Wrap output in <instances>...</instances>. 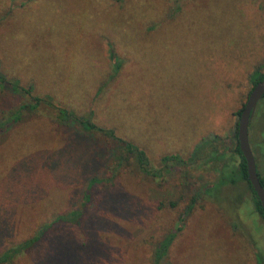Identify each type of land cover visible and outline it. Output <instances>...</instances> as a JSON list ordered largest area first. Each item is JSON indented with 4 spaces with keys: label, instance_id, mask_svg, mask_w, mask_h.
Segmentation results:
<instances>
[{
    "label": "rangeland",
    "instance_id": "obj_1",
    "mask_svg": "<svg viewBox=\"0 0 264 264\" xmlns=\"http://www.w3.org/2000/svg\"><path fill=\"white\" fill-rule=\"evenodd\" d=\"M110 48L123 62L113 80ZM262 63L264 0H0L1 71L80 115L92 110L154 168L164 155L188 158L209 135L222 152L251 91L249 74ZM16 100L2 98L0 110ZM73 133L41 109L0 135V254L31 238L38 221L80 208L87 179L104 181L88 204V221H101L84 231L91 241L66 226V239L44 247V262L31 252L11 264H150L195 193L160 264H260L264 221L247 181L234 170L220 174L226 158L170 166L160 179L128 163L112 173L113 156L98 158L101 138ZM250 139L264 177L263 116L255 115ZM89 161L96 170L84 174Z\"/></svg>",
    "mask_w": 264,
    "mask_h": 264
},
{
    "label": "trees",
    "instance_id": "obj_2",
    "mask_svg": "<svg viewBox=\"0 0 264 264\" xmlns=\"http://www.w3.org/2000/svg\"><path fill=\"white\" fill-rule=\"evenodd\" d=\"M109 59L113 64V70L108 79L113 80L119 73L123 62L116 56L112 48L109 49ZM263 68L264 63L256 66L254 70L249 74L251 90L258 82L264 79V73H262L261 71ZM19 97L21 101L17 104L15 103L16 105L0 110V135H5L14 126L21 123L26 114L37 112L41 109H51L54 111V124L73 131V136L75 138H83L86 136H99L101 138V144L104 148L103 151L101 149L100 153H98V158L106 157L109 154L113 156L114 164L111 167L112 173L117 172L123 165L128 163L133 166L138 172L150 176L154 179H160L163 177L164 169L169 170L172 166L175 165L188 167L194 164L203 156L210 155L212 161L216 164L219 160H224L226 158L225 161L222 162V168L219 171L220 174L223 175L224 170L226 169L229 171L234 170L241 175L243 180L247 181L250 192L252 193L254 211L264 221L263 209L248 181L245 160L239 149L237 139L238 123L235 125L232 137L229 138L230 140L228 144L223 147L224 150L222 152L218 151V145L221 139L216 135H209L202 138L195 145L188 158L183 159L178 154L164 155L160 158L159 164L161 167L154 168L151 166L152 163L149 156L147 155L145 150L140 147V145L131 140L119 137L115 132V127L108 126L106 124H97L94 121V112L92 110L88 111V113L80 115L76 113L74 109L58 105L51 95L40 96L36 94L34 84L29 83L27 85H22L20 83V80L16 78H9L0 69V106L3 105L1 101L2 98H12V100L16 98V101H18ZM243 108L244 105L241 107V109L238 110V117L240 116ZM255 115L257 117H264V96L259 101L256 113L252 116L248 128L249 142L253 155L255 154L251 145L250 133L252 131L253 119ZM254 158L256 157L254 156ZM95 163L89 161L90 166L84 171V174L96 170ZM255 163L257 169L256 159ZM257 174L260 183L264 188V177L263 175H261L258 169ZM102 182L104 181L99 180L94 176L87 179L85 189L82 192V203L80 205V208H69L68 210L63 212H59L56 214L53 213V216L43 220V222L38 221V228L31 238L9 247L0 254V264H11L16 256L31 252H33L34 254L38 253L42 255L40 261L44 262V257H47V255L49 254L47 251H45L44 247L49 249V246L51 245V248H54L58 243H61L60 241L66 239L67 237L62 234L66 231V226H69L73 229H79V233H84V231H87L89 229L91 222L100 225V219L98 220L99 222H97L95 218L93 221H88L90 217H87V215L89 212H93L94 210V207L91 209V205L89 207L88 204L92 201V197L96 193V191H94L95 187ZM230 183L234 184L235 181L230 180ZM206 189L207 186L202 187L201 192L202 194L209 196V191H206ZM197 195L198 194L195 193V196L191 198L189 205L179 217V224L177 225V227L167 232L166 235L154 245L150 257V264H160L164 257L167 255L173 241L183 229L182 223L185 221V218L191 213L193 206L196 204ZM107 197L106 195L100 197V203L104 201L107 203ZM169 206L171 208H174L176 205L172 202L169 204ZM91 233L92 232L84 233V235L87 234L86 237L90 241L92 239ZM40 249L41 252H39ZM256 257L258 263H264V255L256 254ZM52 261H54V259H52Z\"/></svg>",
    "mask_w": 264,
    "mask_h": 264
},
{
    "label": "water",
    "instance_id": "obj_3",
    "mask_svg": "<svg viewBox=\"0 0 264 264\" xmlns=\"http://www.w3.org/2000/svg\"><path fill=\"white\" fill-rule=\"evenodd\" d=\"M263 96H264V79H262L253 87L247 98L244 108L240 113L238 119L237 139H238L239 149L245 160L248 181L254 193L256 194L264 212V188L261 185L257 174L255 158L250 147L249 134H248L250 120L254 115L257 105Z\"/></svg>",
    "mask_w": 264,
    "mask_h": 264
}]
</instances>
